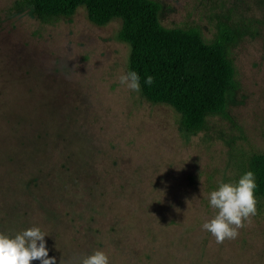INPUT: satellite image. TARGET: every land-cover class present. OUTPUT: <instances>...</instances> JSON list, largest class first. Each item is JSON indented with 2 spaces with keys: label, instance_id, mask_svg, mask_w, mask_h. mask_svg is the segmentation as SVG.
Returning <instances> with one entry per match:
<instances>
[{
  "label": "rangeland",
  "instance_id": "374dc122",
  "mask_svg": "<svg viewBox=\"0 0 264 264\" xmlns=\"http://www.w3.org/2000/svg\"><path fill=\"white\" fill-rule=\"evenodd\" d=\"M19 1L0 0V231L39 226L57 264L96 249L110 264H264V201L235 239L201 228L207 193L264 152V0H154L163 27L206 41L230 13L254 24L231 51L227 116L198 133L120 84L121 20L43 21Z\"/></svg>",
  "mask_w": 264,
  "mask_h": 264
},
{
  "label": "trees",
  "instance_id": "16d2710c",
  "mask_svg": "<svg viewBox=\"0 0 264 264\" xmlns=\"http://www.w3.org/2000/svg\"><path fill=\"white\" fill-rule=\"evenodd\" d=\"M43 21L72 18L80 8L88 19L103 27L122 21L118 40L130 47L128 71L141 77V94L150 103L166 105L180 116L187 133L201 132L213 116L226 117L230 95L238 90L231 51L255 31L252 21L231 13L219 20L214 38L206 41L198 27L165 28L162 5L154 0H21ZM151 75V86L143 83ZM256 177L257 201H264V152L252 154L244 172Z\"/></svg>",
  "mask_w": 264,
  "mask_h": 264
},
{
  "label": "clouds",
  "instance_id": "9594fccd",
  "mask_svg": "<svg viewBox=\"0 0 264 264\" xmlns=\"http://www.w3.org/2000/svg\"><path fill=\"white\" fill-rule=\"evenodd\" d=\"M119 82L133 92L141 91V77L134 70L121 75ZM153 82L151 75H146L143 81L147 86ZM256 188L255 173L251 170L243 172L237 179L218 182L207 193L208 207L215 213L204 220L202 230L214 237L217 243L235 239L243 223L256 214ZM46 236L35 225L14 233L0 231V264H31L37 260L40 264H57L55 257H49ZM60 264H110V260L105 251L96 249L91 254L69 260L62 256Z\"/></svg>",
  "mask_w": 264,
  "mask_h": 264
}]
</instances>
